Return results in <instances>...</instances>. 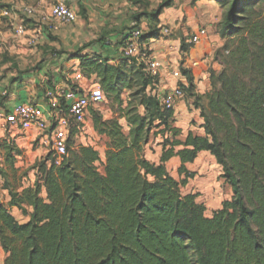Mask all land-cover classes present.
<instances>
[{"label": "trees", "instance_id": "trees-1", "mask_svg": "<svg viewBox=\"0 0 264 264\" xmlns=\"http://www.w3.org/2000/svg\"><path fill=\"white\" fill-rule=\"evenodd\" d=\"M174 1L147 11L148 2L133 0L145 7L134 19L149 22L139 39L143 53L151 56V40L161 36L160 17ZM230 2L219 0L223 7ZM220 36L226 45L218 52L226 61L220 72H210L206 105L194 93L191 71L180 67L188 83L180 87L200 110L204 130L184 140L175 109H163L153 94L159 76L152 77L141 58L122 56L113 65L76 55L83 75H95L103 93L119 104L129 132L118 119L93 113L98 135L108 139L103 173L96 149L75 146L77 128L68 137L67 154L53 151L39 159L34 184L22 191L12 188L0 168L10 197L7 205L0 201L4 264H264V0H234ZM191 47L184 40L181 52ZM125 91L131 92L124 109ZM153 131L163 140L159 164L145 155ZM1 146L16 173L20 150L14 142ZM202 152L215 158L233 189L231 200L211 217L198 194L182 192L195 177L185 164ZM175 157L182 181L166 167ZM13 209L28 221L18 222Z\"/></svg>", "mask_w": 264, "mask_h": 264}, {"label": "crops", "instance_id": "crops-1", "mask_svg": "<svg viewBox=\"0 0 264 264\" xmlns=\"http://www.w3.org/2000/svg\"><path fill=\"white\" fill-rule=\"evenodd\" d=\"M144 1L149 3L147 11H150V1ZM203 3L204 0L198 1L194 10L191 7H185V13L188 16L186 20H184L182 10L175 15L167 14L168 11L176 8L174 4L165 9L166 13L163 12L161 15V36L153 38L150 43V51H152L150 57L160 65L159 80L153 91L154 95L165 96L179 86L182 88L188 86L185 77L177 79L173 76V72L180 70L182 66L191 71L195 86L194 93L203 98L204 105L207 104L205 96L212 89L210 72H220L222 69L220 63L214 58L216 52L226 45V41L221 38L211 19L215 17L212 13L214 14L217 6L210 5V8L206 10L203 8ZM73 8L77 13V21L69 24H62L50 18V14L44 16L42 12L37 11L34 16L28 17L34 27L31 26L32 28L29 29L27 26L30 24H27L24 37L16 45L11 46L5 58L2 56L4 53L0 56V139L3 140L2 143L6 141L14 142L15 145H25L35 131L38 132L37 139L43 143L46 137L37 128L31 129V132L23 131L19 126L8 122V116L11 115L13 108L19 103L35 104L43 110V118L50 124L49 94L52 98L59 99L62 105L66 103L62 98V93L75 88L80 93H87L92 88L100 86L96 84L98 78L95 75L90 78L83 75L81 62L76 55L101 57L109 60L110 64L116 65L118 60L124 56L120 43L124 39L130 40V32L134 30L135 25H140V29H143L144 25L147 27L149 25L144 16L140 20L134 19L143 13L145 7L134 5L133 0H75ZM221 17L219 16L217 22H220ZM48 21H53V23L50 24ZM199 24H205V26L193 29L191 35H194L200 28H205L207 35L183 54L181 52L182 41L185 40L187 43L190 40L188 27L194 28ZM17 25L19 24H14V26ZM169 26H171L169 32L171 35L168 36L164 34V31L169 30ZM49 33L55 36L54 41H50ZM37 45L40 47H36ZM193 102L194 100L187 98L184 93L183 97L177 100L174 108L175 127L182 130L181 140H184L189 132L204 135V130L201 128L203 120L200 117V110L196 109ZM87 114H90L89 111ZM80 129L77 128L78 131ZM72 130H68L67 133L70 135ZM162 141L155 144V150L157 148L155 159L148 156L149 147L152 146L150 140L145 147L146 158L152 163H160ZM204 154L210 155L202 152L194 163L185 164L188 171L191 172L190 167H201L199 161ZM212 158L215 165L220 167L215 158ZM170 165L178 169L182 166L177 157L166 163L167 168ZM229 186L227 184V187ZM200 190L210 197L208 198L209 206L201 200L202 196L199 195L198 198V202L208 208L207 212L210 213L208 217H211L214 211L221 209L222 203L231 200L233 196L232 187L231 196L227 195L224 198L221 194V199H218V191L215 193V200L211 197L213 189L207 187L206 184H201ZM209 208L212 210L209 211ZM0 250L3 251L1 245ZM3 254L5 255L4 251Z\"/></svg>", "mask_w": 264, "mask_h": 264}, {"label": "rangeland", "instance_id": "rangeland-1", "mask_svg": "<svg viewBox=\"0 0 264 264\" xmlns=\"http://www.w3.org/2000/svg\"><path fill=\"white\" fill-rule=\"evenodd\" d=\"M150 1V11L155 10L158 8V6L164 1V0H149ZM198 1L203 0H175L174 6L176 5V8L174 10L168 11L167 14L175 15V13H179L180 10L184 13V20L188 19L187 14L185 13V7H191L193 10L195 9V6ZM234 0H231L230 4ZM55 0H0V56L2 53H4L2 56L5 58V55H8V51L11 48V46L16 45L21 38L24 37H17L15 35L14 31V24L21 23L22 20H24L27 24H30L27 26V28L31 29L34 27V24H31L32 22L28 20V16L24 14V10L27 8H33L38 12H42L44 16H48L51 12L52 6H54ZM230 4L227 6H222L219 3V0H204L203 8L209 9L210 5H216L217 8H215L214 14L211 19L213 20V24L216 25L217 30L220 34L223 23L228 15ZM173 6V5H172ZM215 6V7H216ZM4 7V8H1ZM259 8V7H257ZM142 10V8H141ZM5 11H8L10 15L5 16L3 13ZM166 13V10L164 11ZM217 12V13H216ZM219 16L221 17L220 22H217L219 19ZM38 17H40L38 15ZM50 17V16H49ZM50 24L53 23V21H48ZM205 26V24H199L196 27H188V31L190 32L189 39L191 38V31L195 28H199L201 26ZM32 26V27H31ZM169 26V32H170ZM48 28V27H47ZM142 28V27H141ZM147 26L144 25V28L141 29L143 32L147 31ZM175 30V29H174ZM171 34H168V36ZM50 41H54L55 36H52L51 33H49ZM184 41V40H183ZM182 41V42H183ZM36 47H40L37 45ZM218 52V51H217ZM216 52V53H217ZM217 54H219L217 56ZM215 55V60L220 63L223 69V63H225L226 58L223 54H220L218 52ZM221 69V70H222ZM96 84L99 85V80L96 79ZM131 91H125L123 94V100L124 105L123 108L125 109L128 105V95ZM105 100L102 104H100L97 107H94L92 109H89V115L87 114L85 118V123L81 127L79 131H77V136L75 138V145L77 147L79 146H88L93 147L96 149L101 157V163H99V170L101 173L104 172V168L102 167V163L105 161V155L108 148V139L106 137H101L98 135L94 121H93V113L96 112L105 121H109L112 119H118L120 124L123 127V130L125 134H128L129 132V126L126 122L125 117L123 116V112L121 110V107L118 103L115 102L114 97H109L106 92H104ZM20 104V103H19ZM31 132V131H28ZM27 132V133H28ZM156 131L152 132V135L150 137V143H152L149 147L148 156L152 159H155L157 148L155 150V144L156 142H161L162 137L161 136H154V133ZM34 135L31 136V139L27 142L25 145H16V147L20 150L19 158L16 160V173L11 170V168L6 164L5 162V152L3 151L2 147H0V168L5 172L7 179L10 181V184L12 188L18 192L22 191V187H27L29 185H32L36 180V172L33 170V167L35 163L41 159L42 157L46 156L48 153L53 152L51 149V146L46 143L47 141L44 140L43 143L40 142L37 139L38 132H34ZM27 135H25L26 137ZM3 140L0 139V144ZM76 147V148H77ZM75 148V149H76ZM153 151V152H152ZM152 152V153H151ZM213 158L208 155L204 154L200 158V166L201 167H190L191 173H194L195 177L188 182V185L186 187L182 188V192L184 194H198L202 196L201 199L206 206H209V200L210 197H207L206 192H202L200 190L201 184H206L207 187H210L213 189V194L211 197H215V193L219 191L217 194V198L221 199V194L225 198L227 195L231 196V186L227 187V183L222 178V168L217 167L215 165V162H213ZM199 165V164H198ZM214 166V167H213ZM168 171L170 174L177 179L178 181H182L183 177H180L178 174V167H175L174 165H170L168 167ZM5 184V178L0 174V201L3 202L5 205L8 204L10 201L9 193L4 188ZM215 200V198H214ZM220 201V200H219ZM208 210V208H207ZM212 209L209 208V211ZM210 213L207 212V215ZM12 215L17 219L18 222L21 224H24L28 221V219L23 216V214L17 210H12ZM6 256L3 254V251L0 250V264H4Z\"/></svg>", "mask_w": 264, "mask_h": 264}, {"label": "built area", "instance_id": "built-area-1", "mask_svg": "<svg viewBox=\"0 0 264 264\" xmlns=\"http://www.w3.org/2000/svg\"><path fill=\"white\" fill-rule=\"evenodd\" d=\"M75 0H55V4L51 9L50 18L62 24L74 23L77 21V13L73 8ZM103 1V0H96ZM37 11L33 8L24 10V14L28 17L34 16ZM3 15H10L5 11ZM44 19V18H43ZM45 20V19H44ZM15 35L21 37L26 32V22L24 20L19 25L14 26ZM143 31L141 29H134L130 32V40L123 48V55L127 58H141L146 64L147 72L152 77H158L160 74V65L149 55L142 52L139 39ZM165 35L169 34V30L165 29ZM207 35L205 28H200L187 42L189 45L197 44L202 37ZM173 76L181 79L182 75L180 70L173 72ZM62 98L65 99V104H60L59 99H54L51 94L48 95L51 106V121L48 124L44 120L43 110L32 103L18 104L13 108L8 122L12 125L19 126L23 131H30L37 128L43 136L46 137V143L51 146V149L56 152L60 157L67 154V141L69 137L68 130L73 128H81L85 123L86 115L90 108L97 107L105 100L103 90L97 86L92 88L87 93H80L77 89H72L67 93H62ZM184 92L179 86L169 94L157 95L160 105L163 109L175 108L177 100L182 98ZM58 163V162H57Z\"/></svg>", "mask_w": 264, "mask_h": 264}]
</instances>
